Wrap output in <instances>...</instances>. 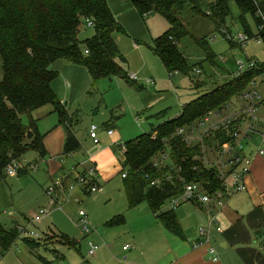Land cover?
I'll return each mask as SVG.
<instances>
[{
    "label": "rangeland",
    "instance_id": "rangeland-1",
    "mask_svg": "<svg viewBox=\"0 0 264 264\" xmlns=\"http://www.w3.org/2000/svg\"><path fill=\"white\" fill-rule=\"evenodd\" d=\"M116 1L119 7L116 18L125 32L114 33V38L126 59L122 65L124 72L128 76L131 73L137 76L133 84L120 76L95 80L87 66L58 59L52 64L56 73L52 86L73 117V130L82 143L80 150L65 156V165L70 167L75 161L83 165L88 157L98 156L99 151L110 148L115 162L108 167L117 166L119 173L109 181L100 182L101 189L91 192L71 177L73 188L66 190L62 197L60 195L63 192L50 196L46 192L51 180L45 162L47 157L42 159L34 149L26 151L19 160L20 164L27 166L26 171H18L15 176L5 172L4 177L0 176V222L6 228L18 224L28 226L40 234L37 240L41 241V245L33 248L23 237H18L9 250L0 251V264H122L123 246L131 243L129 238L132 231L144 227L140 216L150 208L145 202L135 207L129 206L124 188L125 177L122 176L123 152L121 142L116 143V138L120 136L121 144H125L149 132L164 119L175 117L185 103L214 89L234 74L237 61L246 62L248 58H256L264 64L263 42L251 38L245 45L234 41L231 44L223 32L225 28L234 37L247 33L238 19L241 11L234 0L230 1V14L221 31L216 30L214 23L206 17L193 16L189 11L185 14L184 21L192 35L183 37L179 46L189 62L201 69V73L194 69L190 74H169L160 58L151 50L153 39L169 28L163 16L155 12L142 16L126 0ZM246 20L256 37L258 29L254 19L246 15ZM94 33V28L87 26L84 20L79 33L80 41L92 38ZM205 35L216 54L215 64L205 59L203 50L194 40V36ZM263 78L261 75L258 80ZM150 80L153 84L149 83ZM198 82L200 87L197 86ZM53 108L51 104L43 105L31 118L36 121L42 136L47 135L57 123L58 115L53 112ZM160 113L164 115L157 117ZM23 121L30 123L27 117ZM93 124L97 126L100 144L89 139L90 126ZM108 128L117 129L118 136H109ZM29 163L39 168L31 170ZM171 163L168 154L166 165ZM99 172L97 178L100 181ZM59 173L52 176L54 180L59 178ZM52 200H58L60 207ZM193 205L184 202L175 208V212L179 210L188 216L195 208ZM45 207L50 208L49 215L40 222L32 223L33 216ZM79 209H84L88 214L90 233H84L77 223ZM170 209L171 201H167L163 210ZM151 213L154 216L153 211ZM60 233L69 235L76 244L61 242ZM90 241L100 246L94 255L88 253Z\"/></svg>",
    "mask_w": 264,
    "mask_h": 264
},
{
    "label": "trees",
    "instance_id": "trees-1",
    "mask_svg": "<svg viewBox=\"0 0 264 264\" xmlns=\"http://www.w3.org/2000/svg\"><path fill=\"white\" fill-rule=\"evenodd\" d=\"M230 1L130 0L142 16L155 12L169 23V28L153 39L151 47L169 74H190L197 68L179 46L183 37L192 35L184 21L185 14L189 11L193 16L206 17L221 31L230 14ZM234 1L241 11L238 19L246 32L253 36L246 20V15H251L264 44V0ZM86 18L93 20L95 33L82 42L79 33ZM116 32L125 30L108 0H0V176L4 177L7 167L19 161L29 149L45 155L43 136L38 132L36 121L31 119L28 125L23 121L25 115H32L43 105L52 104L59 124L66 128L63 155L82 148L72 127L73 117L54 92L52 82L56 73L52 64L64 59L87 66L95 80L120 76L133 84L122 66L126 59L115 41ZM194 40L203 50L205 59L215 64L216 54L208 36H194ZM263 72L264 64L260 63L258 68L228 77L214 89L185 103L178 116L164 119L149 132L126 141L121 165L122 172H127L124 188L130 207L147 202L165 228L183 235L175 210H163V206L170 197L182 192L184 182L175 178L174 182L152 185V181L170 171V165L155 166L154 161L161 153L169 151L172 162L181 168L185 182L199 180L210 182L211 190L218 188L220 181L215 173L195 159L199 148L188 147L176 135V130L241 94L252 79ZM197 86H201L199 82ZM163 115L160 113L157 117ZM29 130L33 132L30 139L27 138ZM18 237L17 225L6 228L0 222L1 252L9 250ZM59 238L63 243L76 244L65 233H60ZM23 239L33 248L41 245L37 239Z\"/></svg>",
    "mask_w": 264,
    "mask_h": 264
},
{
    "label": "crops",
    "instance_id": "crops-1",
    "mask_svg": "<svg viewBox=\"0 0 264 264\" xmlns=\"http://www.w3.org/2000/svg\"><path fill=\"white\" fill-rule=\"evenodd\" d=\"M126 2L131 4L130 0H126ZM108 3L114 16L117 17L116 12L119 10L117 1L108 0ZM259 81L256 89L262 99L257 101L256 132L247 144L249 153H254L264 140V79ZM240 104L238 100H234L236 107ZM40 108L33 111L32 115L24 117L30 121L33 113L39 111ZM112 129L114 133L108 135L118 136L117 129ZM65 138L66 128L59 124V118L53 129L43 136L46 153L41 158L47 157L45 162L51 177L48 184L54 180L55 174L60 172L59 178H64L65 186L71 185L73 188V183L70 182L71 177L75 181L82 168H87L89 165H94L100 171V181L97 178L99 183L109 181L113 175L119 173L117 166L108 167L109 164L115 162L114 153L110 148L104 152L99 151L98 156L88 157V160L83 161V165L82 162L75 161L70 167H67L65 155H63ZM89 139L93 141L90 136ZM116 139V143L122 142L120 136ZM95 144H100V141ZM253 158L252 171L248 178V189L230 197L224 209L216 208L215 210L222 231H218L216 227L212 226L210 239L211 245L217 250L218 262L212 260L207 245L194 247L199 238V228L210 223L211 217L206 210L193 205L195 208L190 211L188 216L183 215V212L179 210L177 213L175 212L183 229V235L178 236L165 228L155 214V217L153 216L149 204L145 202L150 208V210H144L140 216L145 225L132 231L129 238L131 243L124 245L129 244L128 249H124L123 246L124 256L123 260L120 259L122 264H264V156L255 155ZM114 169L115 171H113ZM66 190L60 195L61 197Z\"/></svg>",
    "mask_w": 264,
    "mask_h": 264
},
{
    "label": "built area",
    "instance_id": "built-area-1",
    "mask_svg": "<svg viewBox=\"0 0 264 264\" xmlns=\"http://www.w3.org/2000/svg\"><path fill=\"white\" fill-rule=\"evenodd\" d=\"M87 26L93 27L94 22L91 18L85 20ZM223 32L230 41L236 44L245 45L251 38H255L258 42L262 39L257 35H249L248 33L239 34L234 37L230 31L224 28ZM86 52H88L86 50ZM260 62L256 58H248L247 61H237V70L229 77L238 76L241 73L258 68ZM197 73H201L200 68H195ZM260 75L255 76L248 89L241 94L235 96L232 100L227 101L220 106L210 109L201 119L185 126L178 127L176 135L180 136L185 144L190 148H199L200 153L195 157L204 168L213 171L220 181V186L211 190L210 182L192 180L185 182L181 175V168L176 166L173 162L170 165V171L165 174L163 178H157L152 181V185L160 186L166 182H174L178 178L184 182L182 192L170 197L167 201H171L172 209L175 210L177 206L184 202H191L194 205L206 210L211 219L210 223L199 228V238L194 244L195 248L203 245L208 246L209 254L212 260L219 261L216 248L211 245V228L216 227L218 231H222V226L218 223L216 208L224 209L227 200L233 195L243 192L248 189V178L252 171L253 156H264V140L258 145L254 153L247 152V144L252 139L255 130L257 101L262 99L261 94L256 89L260 83L258 80ZM131 80L137 78L135 73L129 75ZM264 79V78H263ZM149 83L153 82L150 80ZM234 100H238L241 104L236 107ZM108 134L112 135L114 130L108 129ZM89 136L95 143L99 142L97 126L91 125ZM122 143V142H121ZM122 152L125 150V144H121ZM171 157L170 152L161 153L155 159V166L166 165L167 156ZM254 154V155H253ZM31 170H37L38 165L29 163ZM27 170V166L20 164L19 161H13L6 169V173L10 176H15L18 171ZM98 170L94 165H89L87 168L77 174L75 181L80 184L88 192L97 191L101 189V184L97 179ZM122 176L126 177L127 172H122ZM67 188L72 186H65L64 178L53 180L46 187V192L52 196L56 192H64ZM56 206L60 207L57 200H52ZM50 208H41L32 218L31 222H40L45 216L50 213ZM79 219L78 225L84 233L91 232V223L87 212L84 209L78 211ZM19 237L40 239V234L34 230H30L28 226L17 225ZM100 248L99 244L92 241L89 242V255H94ZM129 245L124 246L128 249Z\"/></svg>",
    "mask_w": 264,
    "mask_h": 264
},
{
    "label": "water",
    "instance_id": "water-1",
    "mask_svg": "<svg viewBox=\"0 0 264 264\" xmlns=\"http://www.w3.org/2000/svg\"><path fill=\"white\" fill-rule=\"evenodd\" d=\"M32 136H33V132L31 130H29L27 132V138L30 139V138H32Z\"/></svg>",
    "mask_w": 264,
    "mask_h": 264
}]
</instances>
